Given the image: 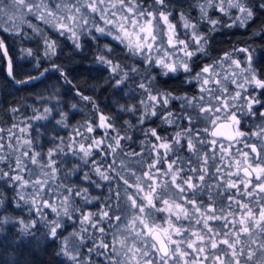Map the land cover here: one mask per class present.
I'll use <instances>...</instances> for the list:
<instances>
[{"label":"snow or ice","instance_id":"snow-or-ice-1","mask_svg":"<svg viewBox=\"0 0 264 264\" xmlns=\"http://www.w3.org/2000/svg\"><path fill=\"white\" fill-rule=\"evenodd\" d=\"M185 7L198 9V17ZM258 9L264 10V0H192L187 6L180 0H0V31L23 35L20 26L27 24L41 35L46 58L57 55L58 40L32 19L51 28L58 38L70 40L75 49L83 47L84 37L97 44L108 38L98 49L96 62L110 70V79L119 76L116 88L133 80L129 91L140 97L139 106L120 111H139L141 126L155 117L161 125L176 129L164 136L159 134L160 125L144 129L136 150L133 137L121 136L113 118L79 90L76 95L93 105L98 121L78 124L58 144L53 137L46 153L28 133L31 120L49 119L52 109L34 113L27 127L13 123L6 130L7 140L0 128V180L14 190L15 207L27 206L32 217L13 221L0 216V231L7 224L20 225L11 243L22 251L38 225L47 229L45 237L61 240V230L70 221L73 230L63 236L56 253L67 264H264V111H259L260 123L253 130L243 125L245 117H257V105L264 109V101L253 95L256 89L264 95L256 50L234 46L194 75L192 66L198 53L208 54L211 33L218 30L221 16L232 21L229 28L245 27ZM210 11L221 16L213 19ZM203 23L211 25L207 33L200 31ZM113 42L131 64L113 62ZM26 55L33 56L32 50ZM0 58L7 59V75L16 85H28L50 70L71 83L54 60L52 69L45 68L38 76L17 78L2 39ZM225 63L231 73L222 75L217 69ZM153 68L159 72L153 74ZM181 70L188 77L185 83H197V94L175 95L157 86L160 76ZM172 101H180L178 111L171 110ZM66 119L67 114L61 113L56 123L67 128ZM100 130L102 134L95 135ZM125 140L132 143L125 145ZM61 154L81 162L65 179L88 169L80 177L86 187L57 182ZM92 188L100 194L91 195ZM88 205L96 210L86 211Z\"/></svg>","mask_w":264,"mask_h":264},{"label":"trees","instance_id":"trees-1","mask_svg":"<svg viewBox=\"0 0 264 264\" xmlns=\"http://www.w3.org/2000/svg\"><path fill=\"white\" fill-rule=\"evenodd\" d=\"M192 0H180V3H191ZM191 15L196 18L199 15L198 9H188ZM176 21H179V8L176 9ZM213 19H216L221 14L210 11ZM233 15H236L234 12ZM33 24L39 25L47 34L51 35L53 39L58 40L59 48L57 55L51 59L44 55V44L40 34L34 32L27 24L20 27L23 29V35H14L8 32L0 31V39L4 40L9 54L13 60L14 70L19 79H24L28 75L38 76L45 68L52 69V61L60 65L67 80L71 83H66L60 72L50 70L45 73L40 79L33 81L28 85H16L11 82V78L7 75V65L3 58H0V128L5 129V140H7L6 130L12 126L13 123L27 127V122L35 114L43 113L45 107L52 109V115L47 120H31L32 127L29 130V135L37 143V147L42 146V151L45 153L53 146L52 139L56 138V143H60V138L67 140L73 132V129L80 123L86 120L96 119L98 121L99 113L93 111V105L84 101L80 96L76 95L77 90L84 95L89 96L95 102L96 106L106 115L113 118L115 126L119 129L120 135L133 137L134 143L125 140L124 144L132 143V147L139 150V142L144 139L143 130L146 128H156L158 125L159 134L171 135L176 129L161 125L160 120L153 117L146 121L143 126L138 124V117L140 112L136 114L127 111H120L121 107H128L133 104L139 106V95H133L129 91L130 86L133 85V80H128L119 88L114 87L115 79H110L112 73L108 68L96 62L99 54L98 49H102L104 43L108 42V38H101L99 44L92 41L88 37L82 39L83 47L75 49L71 41L65 38H58L51 28L43 25L40 21L32 19ZM232 21L226 17L221 16V24L217 26V31L211 33L210 43L208 47V54L198 53L192 60L194 71L201 66L204 61L215 60L223 56L226 51H231L235 46L252 47L256 50L255 56L259 63L256 67L264 76V10H257V14L253 21H250L247 26L227 27ZM211 25L203 23L200 26L201 33H207ZM181 31L183 28L181 27ZM114 52L111 59L114 63H121L122 65L131 64L130 59H126L119 46L113 42ZM193 46H195L193 44ZM31 49L33 56L26 55V51ZM239 59L243 60L244 55L239 54ZM39 63V68L36 64ZM143 69V65H141ZM124 68L120 75H123ZM153 74L159 72V69L153 68ZM143 74V73H142ZM188 77L181 70L175 75L169 77L160 76L157 81V86L172 91L175 95H194L198 92L197 84L185 83ZM139 80L140 77L135 78ZM260 100L262 97L259 96ZM76 107L73 108L72 105ZM260 107V106H259ZM11 108L19 109L18 112L13 113ZM171 110L178 111L180 108V101H172L170 105ZM258 110V108H257ZM61 113L67 114V119L64 124H57L56 121L61 119ZM259 112H257L258 114ZM254 120H256L254 118ZM128 123H125V122ZM246 121V117L244 122ZM21 122H24L23 124ZM249 124L251 122L249 121ZM253 124V123H252ZM131 125V126H130ZM39 130V135H37ZM14 131L20 135L18 129ZM86 131V130H85ZM102 134V130L95 135ZM115 135V133H112ZM79 139V138H77ZM62 160V171L58 176V183L74 184L79 187H86L82 183L80 177L87 168H82L81 171L72 173L65 179V174L69 172L77 163H81L77 158L70 154L65 158L63 154L58 157ZM107 192V188L104 189ZM100 191L92 188L91 195H99ZM15 192L9 185L0 180V198L4 200V205H0V216L7 215L13 221L23 217L26 221H30L32 217L28 212L27 206L16 208L13 197ZM206 199V198H205ZM79 203V200L77 201ZM98 206V205H97ZM86 211H95L96 208L88 205ZM18 224H7L3 226V231H0V241L4 243L0 245V264H11L12 261H18L19 264H67L63 256H57L61 240L63 236H67L73 230L71 222H67L66 230L62 231L61 240H52L45 237L47 229L43 225H38L35 229V236L27 238L31 241L26 247L21 250L17 249L16 245L11 243L18 236ZM87 255V249L82 250ZM93 259H96L93 257ZM99 259H103L102 257Z\"/></svg>","mask_w":264,"mask_h":264},{"label":"flooded vegetation","instance_id":"flooded-vegetation-1","mask_svg":"<svg viewBox=\"0 0 264 264\" xmlns=\"http://www.w3.org/2000/svg\"><path fill=\"white\" fill-rule=\"evenodd\" d=\"M6 45V44H5ZM5 61H6V59H5ZM212 62V60H207V61H204L202 64H201V66L196 70V71H199L200 70V68L204 65V64H206V63H211ZM6 65H7V61H6ZM195 74V72H193V75ZM195 82V81H194ZM196 83V82H195ZM197 84V83H196ZM198 86V85H197ZM232 87H234V86H232ZM253 95H259V96H261L262 97V100L261 101H264V95H260V90L259 89H256V91L255 92H253ZM256 108H258V112L259 111H264V109H261L260 107H259V105H257L256 106ZM255 119L256 120H254V118H252V117H246V121L244 122L243 121V125H244V128H245V130H247V131H250L256 124H257V122H259L260 120H259V115L257 114V117H255ZM249 121L251 122V124H249ZM253 123V124H252ZM237 147H240V148H242L243 147V145L241 144V145H237ZM206 198V197H205Z\"/></svg>","mask_w":264,"mask_h":264},{"label":"rangeland","instance_id":"rangeland-1","mask_svg":"<svg viewBox=\"0 0 264 264\" xmlns=\"http://www.w3.org/2000/svg\"><path fill=\"white\" fill-rule=\"evenodd\" d=\"M217 70L220 71L222 75H224V74H230V73H231V69H228L227 63H225L223 69H219V68H218ZM259 123H260V121L257 122V124H259ZM253 128H254V127H253ZM253 128H252L251 130H253ZM251 130H250V131H251Z\"/></svg>","mask_w":264,"mask_h":264},{"label":"water","instance_id":"water-1","mask_svg":"<svg viewBox=\"0 0 264 264\" xmlns=\"http://www.w3.org/2000/svg\"><path fill=\"white\" fill-rule=\"evenodd\" d=\"M6 61H7V59H6Z\"/></svg>","mask_w":264,"mask_h":264}]
</instances>
